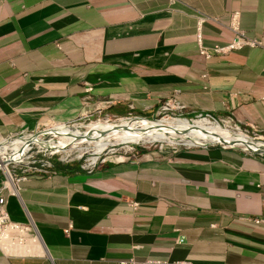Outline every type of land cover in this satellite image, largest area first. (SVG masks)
<instances>
[{
	"label": "crops",
	"instance_id": "obj_1",
	"mask_svg": "<svg viewBox=\"0 0 264 264\" xmlns=\"http://www.w3.org/2000/svg\"><path fill=\"white\" fill-rule=\"evenodd\" d=\"M232 13L259 44L205 60L196 36L228 44ZM174 93L182 117L231 116L264 135V0H0L2 137L96 109L154 118ZM48 169L6 197L10 221L38 238L0 264H264L261 157L136 146L89 171Z\"/></svg>",
	"mask_w": 264,
	"mask_h": 264
},
{
	"label": "built area",
	"instance_id": "obj_2",
	"mask_svg": "<svg viewBox=\"0 0 264 264\" xmlns=\"http://www.w3.org/2000/svg\"><path fill=\"white\" fill-rule=\"evenodd\" d=\"M237 13H232L228 16V21L225 24L228 29H230L234 33V38L226 45H214L212 47H206L202 44L200 35L196 36L197 41V52L200 56H202L205 60L211 59L213 57H225L228 54L238 51L244 47H253L257 44H259L254 39L249 38L246 36V34L239 28L237 24ZM204 18L201 19L203 21ZM215 21L219 22L218 19H214ZM92 89L89 86H86L85 92L88 94L91 92ZM176 94L174 93L173 97H170L164 101H160L156 110L155 117L157 120H163V119H169V120H180L184 119L189 121L190 123L202 119H208L214 122H218L220 125H223L224 128L227 130L241 134L243 136L253 138L255 140H258L260 142L264 143V135L260 133V131L252 125H248L247 128H244L241 124L234 121V119L231 116H225L218 119H215L211 117L210 115H203L198 114L194 116L193 118H183L180 115V112L184 109V105L181 104L177 98ZM264 100V98H263ZM130 110H132V106H130ZM101 114L100 110L96 109L94 113H86L80 115L79 119L72 121L73 125H79L82 128H86L88 126H91L95 123H110L112 122L108 115H103L105 118L100 119L99 115ZM95 115V117H94ZM117 117V116H112ZM132 114L129 113L126 118L119 117V121L126 120L128 118H131ZM118 118V117H117ZM28 135L27 133H16L14 135H10L7 138L11 140H16L19 137H25ZM13 151L16 149V147L12 148ZM161 149V148H159ZM125 154H116L112 161L115 162H122L125 159ZM52 155H49L47 151L43 150L40 147L32 148L31 150L27 149L25 156L20 160L21 164H11L12 170L8 171V176H5L4 181L2 182L0 186V236L3 233H12L11 236V243H17L22 244L29 240L31 237H33V230L30 227H25L22 225H19L17 223L11 222L8 218V215L5 211V204H6V197L8 195H15L18 192V187L20 183L27 180L29 175L32 174H39V173H49L46 169V167L50 168L51 164L48 162V158H50ZM63 160V159H62ZM108 159H101L100 155L96 158V160L92 163H88L83 165V168H93L97 162L103 163L107 161ZM23 167V169H21ZM49 170V169H48ZM54 173V172H53ZM11 182L12 187L9 186L8 182ZM129 206L135 209L138 204L135 202L129 203ZM254 224L258 225H264V218H257L253 219ZM15 231L16 233H14ZM119 264H185L182 261H176V262H169V261H163V260H145L138 262L134 259H127L122 260L119 262Z\"/></svg>",
	"mask_w": 264,
	"mask_h": 264
},
{
	"label": "water",
	"instance_id": "obj_3",
	"mask_svg": "<svg viewBox=\"0 0 264 264\" xmlns=\"http://www.w3.org/2000/svg\"><path fill=\"white\" fill-rule=\"evenodd\" d=\"M129 125L135 126L136 129H130L129 127H120L117 124H110L112 127L102 130V127L93 125L91 127L82 128L73 125H61L62 128H47L25 137H19L16 140L7 139L0 145V173L5 175L3 167H7L10 164H21L20 160L25 156L26 150L40 147L47 151L49 155H55L62 153L70 149L74 145H91L94 142L101 141L104 137L111 138V131L121 132H140L143 135L148 133H163L168 140L180 142V146L186 148H206L211 146H222L226 149L240 151L245 154H249L256 157L264 158V143L253 138H249L238 133L229 131L225 134L209 133L212 138H208L206 141H196L193 138L188 137L190 131H195L192 127L179 128L171 125H166L161 120L149 119L146 117H134L126 120ZM143 126V127H142ZM144 126L149 128L145 129ZM120 127V128H119ZM199 134H206L205 132L198 131ZM113 139V138H111ZM183 141H192L191 144L181 143ZM157 142V141H156ZM139 142L132 143L137 145ZM143 143V142H142ZM149 144V143H146ZM152 144V143H151ZM16 147L14 151H11L12 147Z\"/></svg>",
	"mask_w": 264,
	"mask_h": 264
},
{
	"label": "bare ground",
	"instance_id": "obj_4",
	"mask_svg": "<svg viewBox=\"0 0 264 264\" xmlns=\"http://www.w3.org/2000/svg\"><path fill=\"white\" fill-rule=\"evenodd\" d=\"M161 122H163L166 125H171V126H175V127H179V128L187 127V129L191 127L189 125H192V127L195 128V131H190L188 133V137L189 138H193L196 141L209 140L208 138H212V136L209 133H216V134L221 135L222 133L225 134V133L229 132L226 128H223L222 125H220L218 122H214V121H211V120H208V119H202V120L194 121L192 123H190L189 121L184 120V119H180V120H178V119H176V120H174V119L173 120L163 119V120H161ZM110 124L111 123H95V124H92L91 126L97 125L98 127H102L101 125H106V126L109 125L107 127V129H109L110 127H112V125H110ZM118 125L120 127H129L130 129H135L136 131L140 130V129H143V128L136 129L135 126L129 125L126 120H121ZM53 128H58L59 129V128H62V127L59 124L58 126H54ZM105 128L106 127H102L101 129L105 130ZM144 128L147 129L149 127L148 126H144ZM198 131L205 132L206 134H199ZM110 133H111V136H112L111 138H113V139L104 137L101 141L94 142V144H91V145L94 146V151H93L92 157L90 159L91 163L94 162V160L97 158V156L99 154L102 153V151L107 149L108 146H111L112 140H115L114 143H118V144L119 143L128 144V143H136V142H143V143H149V144H151V143H168V144H172V145L180 144V142H175V141L168 140L167 137L163 133H157V134L148 133L146 135H143L140 132H135L134 133V132L111 131ZM239 135H241V134H239ZM4 140H5L4 137H0V145L2 144V142ZM181 143L191 144L192 141H183ZM89 145H85V146H89ZM73 150H75L77 152H80V156H82L81 153L86 151V147L83 148L80 145H74L70 149L65 151V153H70V151H73ZM2 151L3 150L1 149L0 152H2ZM62 153H64V152H62ZM2 169H3L4 173L6 174V176H8L7 167L6 168L3 167ZM8 184H9V186L12 187V184H11L10 181L8 182ZM13 232L16 233L15 231H13ZM11 236H12V233H8V232L7 233H3L0 236V245H1L2 249H3V250L2 249L1 250L5 251L6 253L10 252L12 254H15L14 249L15 250H19L21 248V246L24 245L25 242L22 243V244L11 243ZM28 247L30 248L29 251L31 253L35 252L36 247H35V243H34L33 239L30 242H28ZM25 255H27V254H25Z\"/></svg>",
	"mask_w": 264,
	"mask_h": 264
},
{
	"label": "rangeland",
	"instance_id": "obj_5",
	"mask_svg": "<svg viewBox=\"0 0 264 264\" xmlns=\"http://www.w3.org/2000/svg\"><path fill=\"white\" fill-rule=\"evenodd\" d=\"M103 115L104 114L101 113L99 115L100 116L99 118L100 119L105 118V116H103ZM136 116H138V115H136ZM117 117L109 116L107 118H110V120L112 121V122H110L111 124H117V123H120V121H119L120 118L119 117L117 118ZM191 118H193V117H191ZM222 127L224 128L223 125H222ZM0 137H2V136H0ZM114 142H115V140H112L111 146H108L107 149H105L104 151H102L101 156H100L101 159H108L107 161H109V160L112 161L113 157L116 154L117 155L118 154H123L124 152H126L128 154L129 152H131L134 149L133 148L134 145L132 143H128V144H121V143H119L118 144V143H114ZM137 146L143 147V148H163V147H168V148H184L183 146H180V145H172V144H168V143H152V144H146V143L139 142L137 144ZM81 147H83V148L86 147V151H84L83 153H81L82 154V157H80V152H77V151L73 150V151H70V153H65V154L60 153V154H57V155L53 156V159L56 160V161L63 159L65 161H67V162H69V160H72V162H77L80 165L87 164V162L90 163V159H91L92 154H93V151H94V146L93 145H89V146L81 145ZM78 157H80V158H78ZM76 158H78V159H76ZM11 167H12L11 165L8 166V169L9 170H12ZM21 169H23V167ZM0 248H2V247L0 246ZM17 251H19V250H17ZM0 253H2L3 255L8 256L12 260L15 259V257H17V256L25 255V253H19V254H12L10 252L6 253V252H4L2 250H1Z\"/></svg>",
	"mask_w": 264,
	"mask_h": 264
},
{
	"label": "clouds",
	"instance_id": "obj_6",
	"mask_svg": "<svg viewBox=\"0 0 264 264\" xmlns=\"http://www.w3.org/2000/svg\"><path fill=\"white\" fill-rule=\"evenodd\" d=\"M99 110V109H98ZM100 112H101V110H100ZM129 114V113H128ZM128 114L127 115H125V116H118V117H123V118H126L127 116H128ZM132 114V113H131ZM115 116V115H114ZM196 116V115H195ZM94 117H95V115H94ZM134 117H146V116H136V115H133L132 114V117L131 118H134ZM182 117V116H181ZM194 117V116H193ZM212 117V116H211ZM146 118H150V117H146ZM183 118H186V119H188V118H191V117H183ZM214 118V117H213ZM128 119H130V118H128ZM150 119H156V117H154V118H150ZM216 119V118H215ZM127 120V119H126ZM157 120V119H156ZM60 125H73L72 124V122L71 123H66V124H60ZM54 126H58V125H53V126H50V127H54ZM73 126H77V127H80L79 125H73ZM50 127H47V128H50ZM88 127H90V126H88ZM47 128H44V129H47ZM87 128V127H86ZM43 130V129H42ZM229 131V130H228ZM36 133V132H35ZM28 135H31V134H33V133H27ZM28 135H26V136H28ZM5 138V140H7L8 138L7 137H4ZM4 140V141H5ZM137 145H134V147L133 148H135ZM217 146H219V145H217ZM12 147V146H11ZM222 147V146H221ZM12 148H14V147H12ZM11 148V151H13V149ZM184 148H186V147H184ZM222 148H224V147H222ZM172 149H175V148H172ZM180 149V148H179ZM187 149H189V148H187ZM226 149V148H225ZM0 154H1V152H0ZM58 154H60V153H58ZM63 154H65V152L63 153ZM55 155H57V154H55ZM55 155H52L50 158H48L47 160H48V162L51 164V160H54L53 159V156H55ZM100 156H101V154H99ZM98 155V156H99ZM126 155H127V153L125 154V157H126ZM97 156V157H98ZM80 157H82V156H80ZM80 157H78V158H80ZM77 158V159H78ZM262 159H264V158H262ZM96 160V159H95ZM94 160V161H95ZM57 162H60V163H63V164H67V163H71L72 162V160H69V162H67V161H65V160H57ZM105 162H108V161H105ZM105 162H103V163H105ZM89 162H87V164H88ZM91 163V162H90ZM98 164H100V162H97L96 163V165L93 167V168H96V166L98 165ZM11 165V164H10ZM9 165V166H10ZM83 165H85V164H83ZM83 165H80L81 166V168L82 169H87V168H83L82 166ZM90 169H92V168H88L87 170L89 171ZM7 170L9 171V169H8V166H7ZM49 171L50 172H55L53 169H52V164H51V167L49 168ZM3 175V174H2ZM5 176H6V174L5 175H3V180H2V182L4 181V179H5ZM2 182H1V184H2ZM1 186V185H0ZM33 237H37V235H35V234H33ZM38 238V237H37ZM0 251H1V248H0Z\"/></svg>",
	"mask_w": 264,
	"mask_h": 264
},
{
	"label": "trees",
	"instance_id": "obj_7",
	"mask_svg": "<svg viewBox=\"0 0 264 264\" xmlns=\"http://www.w3.org/2000/svg\"><path fill=\"white\" fill-rule=\"evenodd\" d=\"M51 164H52L53 170H55L56 172H58V171H66V170H70V169H73V168H78L79 165H80L77 162H71V163H67L65 165H60V163H58L56 160H51ZM2 180H3V175L0 173V185H1Z\"/></svg>",
	"mask_w": 264,
	"mask_h": 264
}]
</instances>
